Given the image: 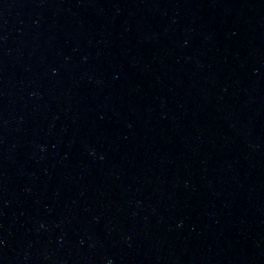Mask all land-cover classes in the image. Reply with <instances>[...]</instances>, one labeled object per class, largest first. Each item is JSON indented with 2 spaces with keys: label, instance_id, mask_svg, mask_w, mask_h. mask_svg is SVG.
<instances>
[{
  "label": "water",
  "instance_id": "obj_1",
  "mask_svg": "<svg viewBox=\"0 0 264 264\" xmlns=\"http://www.w3.org/2000/svg\"><path fill=\"white\" fill-rule=\"evenodd\" d=\"M0 264H264V0H0Z\"/></svg>",
  "mask_w": 264,
  "mask_h": 264
}]
</instances>
